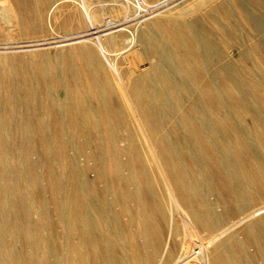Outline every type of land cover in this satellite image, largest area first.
<instances>
[{
	"label": "bare ground",
	"instance_id": "bare-ground-1",
	"mask_svg": "<svg viewBox=\"0 0 264 264\" xmlns=\"http://www.w3.org/2000/svg\"><path fill=\"white\" fill-rule=\"evenodd\" d=\"M51 1L0 0L2 27L34 31ZM79 1L80 27L94 28L97 36L53 57L40 53L35 63L0 56V132L9 127L26 137L20 165L5 157L11 145L0 137V264H64L62 258L65 264H89L90 256L102 264H264V205L258 203L264 197V89L257 80L264 83V74H243L238 62L249 58L264 71V34L257 35L264 16L250 8L264 15V0H191L175 11L159 9L166 16L146 22L132 45L122 47L116 33L98 30L105 18L92 9L96 0ZM151 3L134 0L126 10L141 15L159 2ZM235 7L254 31L249 44ZM55 8L50 5L49 16L56 20ZM235 46L241 50L233 59L227 53ZM143 57L151 65L137 73ZM120 58L129 63L128 71ZM194 90L199 95L184 107ZM240 119L256 138L236 124ZM33 141L42 145L40 154L56 160L47 169L62 227L56 239L29 217L34 208L41 217L47 213L41 175L28 156ZM69 145L75 147L72 155L66 154ZM79 155L86 157L84 164ZM106 162L114 180L127 187L94 184ZM21 175L38 194V206L27 201ZM119 201L137 230L127 231L112 211ZM214 203L227 205L217 211ZM238 210L241 216L225 226ZM176 216L185 217L192 237L199 229L208 231L206 240L198 244L185 237L176 254L164 239L165 223L170 235L185 231ZM16 239L33 251L18 253ZM42 247L49 253L56 248L53 259L35 251Z\"/></svg>",
	"mask_w": 264,
	"mask_h": 264
},
{
	"label": "rangeland",
	"instance_id": "rangeland-1",
	"mask_svg": "<svg viewBox=\"0 0 264 264\" xmlns=\"http://www.w3.org/2000/svg\"><path fill=\"white\" fill-rule=\"evenodd\" d=\"M134 0H109L108 2L101 3V1L96 0L92 6V9L96 11L97 13L101 14L105 21L99 22L97 24V28L99 31H101L103 34H107L109 32H114L117 35L116 42L118 47H122L123 45H126L129 43V45L134 42V35H138V33L146 28V22H150L151 19L154 20L155 18L159 16H166V14H157L156 12L159 9H173L175 11L176 9H179L180 7L187 6L191 3V0H148L152 2L151 4L158 3L157 7L153 8L151 11H146L143 14L133 15L132 12H128L126 8L129 7V2H133ZM80 1L76 0L74 3V0H52L44 9V14L42 15V18L40 20V27L34 29L32 32H25L24 30H20V28L16 30H10L9 28L4 29L2 26L4 23L2 20H0V56H12L17 55L18 58L21 61H28L30 63H35L42 59V55L40 53H43V56L47 57H53L56 56V54L60 53L62 54V51L65 49H68L74 45L80 44L82 40L89 39L92 37L97 36L96 30L94 28H87L82 29L80 27L79 22V15L80 10L82 9L80 6ZM56 4L57 5V12H58V19L51 18L49 16V9L50 5ZM77 4V5H76ZM251 10L255 12L258 16H264L259 10L254 9L252 6H250ZM104 11L106 14H104ZM167 11V10H166ZM157 15H154V13ZM147 13V14H146ZM235 13L236 18L239 20L241 30L243 34L245 35V42L247 44L250 43V40L248 39L249 35H252L254 32L252 27L240 16L238 12V8L235 7ZM147 15V16H144ZM154 15V16H153ZM139 21H137V19ZM147 17V18H145ZM150 17V18H149ZM181 18L187 17V16H180ZM112 27V28H111ZM84 30H87V32L82 33ZM259 34H264V26L260 31H258ZM10 34L12 36H10ZM84 36V37H82ZM220 42H222V38H218ZM128 45V46H129ZM132 45V44H131ZM123 49H126L124 47ZM121 49V51H123ZM232 54L227 55L233 59L234 55H237L241 47H231ZM76 55V54H75ZM121 67L123 70L128 71L129 63H126L125 60L120 58ZM138 65L141 67H138L136 72L140 73L145 71L150 65L151 60L143 57L140 61H138ZM239 65H241L244 70H242L243 74H264L263 68L259 67L257 64H255L251 59L249 58H243L242 60L238 61ZM258 82L260 83L259 87H262L264 89V83L263 81L258 77ZM195 88V87H194ZM196 89V88H195ZM198 90V89H197ZM195 92V94H194ZM199 94L197 91H191L189 94H187L185 101L182 102V105L184 107H187L191 101L192 97H197ZM2 104L0 103V106ZM33 110V108H31ZM26 110V109H24ZM42 112L44 109L41 108ZM237 125H240L245 129L244 131L246 134L248 133L251 137L256 138V136L253 135L251 126L249 127V124L247 121L240 119L236 121ZM11 129L15 130L14 128H2L0 132V137L8 141V143L11 145L10 150L5 154V157H8L9 161H13L14 163L20 165V161L22 160V155L25 152V140L26 137L21 132H13ZM49 139L53 138V133L48 132L46 135ZM62 137H67L68 135H61ZM173 139H176L178 141H185L188 138L181 136V135H173ZM85 140V137L83 135L78 136L77 141L82 142ZM123 143V142H122ZM32 144L34 145V149H32L28 156L30 158V161L32 162V170L36 171L41 175L40 181H39V187L41 188L40 195L42 196L43 200L45 201V208L47 210V213L44 217H41L40 212L37 211L35 208L30 212L29 217L33 221L39 222V225L41 226V233H46L50 237H54L56 239V234L61 236L62 234V227L59 223H57L58 215L56 212V203L52 199V194L48 187V166L50 164H54L56 160L54 158H48L45 157L44 154H40V147L42 146L38 141H33ZM89 150V148H87ZM75 153V147L73 145H69L66 148V154L72 155ZM261 156L264 158V151H261ZM79 159L80 164H84L86 161V157L84 155L77 156ZM122 159L126 158V155L121 156ZM90 164L93 163V160L90 159ZM104 171L105 174L103 177L97 179V182L95 181V185L98 188H103L106 183H109L110 187H118V188H125L127 187L123 184H120V182L115 181L113 175V172L110 171L109 163L106 162L104 165ZM128 169H124V173H128ZM88 176L91 181H93L96 177V171L91 170L88 172ZM21 179V185L23 187V190H25L26 199L29 202H32L35 204V206H38L40 202H38V194L36 192L32 193L30 190V182L23 181V175L20 176ZM113 181V182H112ZM114 185V186H113ZM133 185H130L129 187H132ZM112 192V189H111ZM108 193L107 198H112L114 196L113 192ZM208 197L211 201H214L215 196L212 193L208 194ZM234 203V201L232 202ZM258 203L260 205H264V197H262ZM121 202L114 203L112 206V211H117L119 213V217L121 222H123V225L127 229V231H133L137 230V222L136 220L131 222L128 214L125 211H121ZM133 209L137 210V206L135 205L134 201L130 202ZM227 204L226 203H218L214 206L217 209V211H221ZM240 210L237 211L236 215L229 217L226 221L227 224L225 226H228L232 224L235 220H237L240 215ZM182 220L183 223V229H180L178 233L174 231L172 235H170L169 231V223H165V229H164V239L169 242H171V245H175V252L178 254L181 251L182 246V240L187 237L190 240L196 241V243L200 244L205 241L206 237L208 236V231L199 229L195 232V235L200 234V239H196V236H191V233L188 230L187 221L185 220L184 216L175 217ZM174 218V220H175ZM235 218V219H234ZM51 223L49 225L48 223ZM175 227V226H174ZM225 228V227H223ZM238 229V228H237ZM204 231V233H203ZM206 232V234H205ZM242 231L240 229L237 230L236 235L241 236ZM40 233V234H41ZM200 240V241H199ZM16 251L19 252H30L33 251V248L28 247L22 243L21 240L16 239ZM252 248V247H251ZM198 250V249H197ZM36 252H39L40 255L44 256V259H53V256L56 255V248L52 251L46 252L45 248H39L35 249ZM122 249H118V253H121ZM165 254V253H164ZM61 262L65 264V260L62 258ZM89 264H102V262L97 261V257L90 256L89 258ZM156 264V263H155ZM157 264H163L160 262H157Z\"/></svg>",
	"mask_w": 264,
	"mask_h": 264
}]
</instances>
